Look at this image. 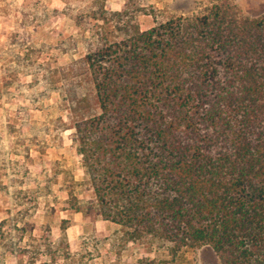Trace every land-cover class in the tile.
<instances>
[{
  "label": "trees",
  "instance_id": "trees-1",
  "mask_svg": "<svg viewBox=\"0 0 264 264\" xmlns=\"http://www.w3.org/2000/svg\"><path fill=\"white\" fill-rule=\"evenodd\" d=\"M109 14L116 34L80 58L66 106L94 195L80 210L117 223L121 246L264 264V13L207 0L146 29Z\"/></svg>",
  "mask_w": 264,
  "mask_h": 264
},
{
  "label": "rangeland",
  "instance_id": "rangeland-1",
  "mask_svg": "<svg viewBox=\"0 0 264 264\" xmlns=\"http://www.w3.org/2000/svg\"><path fill=\"white\" fill-rule=\"evenodd\" d=\"M232 1L246 15L264 13V0ZM206 3L51 0L50 6L43 7L35 0L29 7L22 1L6 4L16 21L26 19V25L17 28L18 53L5 70L17 79L14 89L5 88L3 95L17 100L13 106L0 103V264H221L210 246L184 249L173 257L169 246L156 240L115 244L117 223L80 210L94 195L85 185L88 173L75 131L64 124L69 92L72 96L82 70L80 58L116 34L109 12L127 10L146 29L154 25L155 17L190 14ZM64 219L69 245L59 248ZM47 233L54 253L47 252L48 244H40ZM34 251L40 252L38 259Z\"/></svg>",
  "mask_w": 264,
  "mask_h": 264
},
{
  "label": "crops",
  "instance_id": "crops-1",
  "mask_svg": "<svg viewBox=\"0 0 264 264\" xmlns=\"http://www.w3.org/2000/svg\"><path fill=\"white\" fill-rule=\"evenodd\" d=\"M21 1L25 7H29L31 2H35V0H0V103L2 105L13 106L17 100L13 96L6 100L3 95L5 88L14 89V82L17 79L14 74L7 76L5 70L8 65L14 63V55L18 53L14 42L21 37V34L17 33V28H19V25H26V19L22 23L16 21V18L13 17L12 7H6V4H16ZM40 2L43 3V7L51 5V0H40Z\"/></svg>",
  "mask_w": 264,
  "mask_h": 264
}]
</instances>
